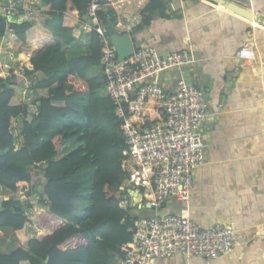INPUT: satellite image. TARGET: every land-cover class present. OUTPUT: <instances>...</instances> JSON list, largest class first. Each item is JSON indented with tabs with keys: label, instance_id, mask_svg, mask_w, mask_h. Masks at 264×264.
<instances>
[{
	"label": "trees",
	"instance_id": "trees-1",
	"mask_svg": "<svg viewBox=\"0 0 264 264\" xmlns=\"http://www.w3.org/2000/svg\"><path fill=\"white\" fill-rule=\"evenodd\" d=\"M41 1L42 14L53 16L50 23L64 43L40 15L11 23L17 43H31L33 70L25 77L0 79V187L9 197L0 212V229H12L19 241L14 252H0V264H109L111 252L124 255L122 247L133 239L136 225L129 207L120 206L118 193L127 178L122 121L105 94V76H91L102 65L103 42L93 29L90 54L69 59L65 45L73 44L74 30L86 22L92 0ZM165 9L164 0H151L140 27ZM99 19L108 32L115 29L114 11H100ZM5 30L0 19V35ZM35 74L34 91L46 88L49 93L29 105L17 92ZM70 141L80 146L60 155ZM81 203L87 207L77 214ZM28 209L35 210L34 218Z\"/></svg>",
	"mask_w": 264,
	"mask_h": 264
},
{
	"label": "crops",
	"instance_id": "crops-1",
	"mask_svg": "<svg viewBox=\"0 0 264 264\" xmlns=\"http://www.w3.org/2000/svg\"><path fill=\"white\" fill-rule=\"evenodd\" d=\"M150 1L131 0L124 11L108 7L106 12L116 13L115 29L130 32L136 48H155L162 55L192 51L196 63L163 71L156 81L167 93H175L184 77L205 93L209 111L200 128L207 144L206 161L194 172L190 203L185 205L172 196L159 212L188 216L203 229L232 227L237 234L235 248L217 259L177 254L157 258L152 264H264V0H234L257 19L212 0H164L165 11H157L150 24L140 27L142 11ZM38 15L64 43L63 35L50 23L53 16ZM92 30L90 23L74 30L73 44L65 45L69 59L90 54ZM22 45L33 54L30 42ZM245 45L253 50L252 60L236 56ZM102 70V65L95 67L91 76L103 75ZM48 93L45 88L35 95ZM132 194L128 211L138 225L157 210L139 207L140 194ZM86 207V203L79 204L77 214ZM18 248L13 230L0 229V252L10 254ZM121 257L111 252L109 264H120Z\"/></svg>",
	"mask_w": 264,
	"mask_h": 264
},
{
	"label": "built area",
	"instance_id": "built-area-1",
	"mask_svg": "<svg viewBox=\"0 0 264 264\" xmlns=\"http://www.w3.org/2000/svg\"><path fill=\"white\" fill-rule=\"evenodd\" d=\"M130 3L131 0H92L83 22L90 23L103 42L105 94L117 106L126 139L122 163L127 178L118 188L120 206L127 209L132 192H137L139 207L157 210L136 225L133 239L123 245L120 264H152L157 258L177 254L217 259L230 253L237 244L232 227L216 225L203 229L188 216L159 212L172 196L185 205L190 203L194 172L206 161L207 144L200 128L209 111L205 93L184 77L179 79L175 93H167L156 78L163 71L181 70L196 63L197 57L188 50L162 55L155 48L144 47L135 48L131 57L118 62L109 32L100 24L99 12L108 7L124 11ZM43 10L41 0H0V19L6 22V30L0 35V79L25 77L27 70H33L32 52L25 46H17L11 23L25 21ZM236 56L252 60L254 53L245 45ZM37 78L36 74L26 77L18 89L23 103L32 104L36 99L33 84ZM12 131L16 147L20 148L22 138L17 119L12 120ZM27 214L34 218L35 210L28 209Z\"/></svg>",
	"mask_w": 264,
	"mask_h": 264
},
{
	"label": "water",
	"instance_id": "water-1",
	"mask_svg": "<svg viewBox=\"0 0 264 264\" xmlns=\"http://www.w3.org/2000/svg\"><path fill=\"white\" fill-rule=\"evenodd\" d=\"M215 3H221L227 8L249 18L257 19V16L250 10L242 7L234 2V0H212ZM21 22V20H20ZM110 39L115 47L118 62H122L125 59L131 57L135 52V43L130 32L120 33L116 29L109 31ZM9 197L0 198V212L5 210L3 202L8 200Z\"/></svg>",
	"mask_w": 264,
	"mask_h": 264
},
{
	"label": "rangeland",
	"instance_id": "rangeland-1",
	"mask_svg": "<svg viewBox=\"0 0 264 264\" xmlns=\"http://www.w3.org/2000/svg\"><path fill=\"white\" fill-rule=\"evenodd\" d=\"M48 95V94H47ZM29 105H32V104H29ZM19 144L21 145V143L19 142ZM80 146V143L77 142V141H70L68 142L67 144H65L64 146H62L60 148V155H63L65 153H68L74 149H76L77 147ZM1 188V187H0ZM0 192H4L3 189L1 188ZM36 201V200H35ZM37 202V201H36ZM79 210H80V207H79Z\"/></svg>",
	"mask_w": 264,
	"mask_h": 264
}]
</instances>
